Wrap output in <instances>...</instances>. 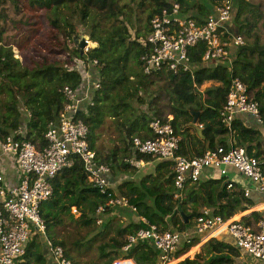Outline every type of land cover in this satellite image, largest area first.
Listing matches in <instances>:
<instances>
[{
  "label": "trees",
  "instance_id": "trees-1",
  "mask_svg": "<svg viewBox=\"0 0 264 264\" xmlns=\"http://www.w3.org/2000/svg\"><path fill=\"white\" fill-rule=\"evenodd\" d=\"M220 1L0 0V143L13 136L30 140L43 151L48 146L49 126L67 101L63 89L69 86L79 90L90 70L94 81L100 83L89 90L90 99L84 102L78 117L89 128V141L98 160L111 167L110 179L117 182V195L128 200L134 217L125 222L117 212L124 205H110L108 193L94 187L83 163L75 159L52 181L53 195L41 208L48 237L64 248L73 264H113L118 258H131L136 264H159L160 251L151 240H139L129 250H123L128 236L146 226L141 217L161 230L184 231L196 216L209 213L230 218L264 198L260 194L245 196L237 182L228 188L227 178L221 175L188 182L179 189L173 162L167 160L158 161L152 172L141 177L137 174L136 162L155 158L135 150L134 139H154L151 121L155 118L172 120L180 136L179 154L202 156L233 138L250 155L264 158V0H233L235 16L231 26L243 37L244 44L231 46L232 64L205 62L207 45L200 42L189 52L191 70L174 72L165 67L150 74L144 71L142 57L149 51L146 39L155 15L179 4L183 16L203 23ZM24 4L34 17H45L50 37L56 41L51 50L66 51L72 59L83 61L84 69L69 67L61 55L53 60L46 56L41 60L30 58L31 65L15 57V40L22 48L29 33L35 35L39 28ZM10 11L20 18H10ZM86 35L94 43L87 51L81 47ZM225 39L230 35L226 34ZM233 77L242 80L250 98L259 104L263 129L247 126L240 114L231 129L222 122L220 112ZM195 121L201 133L193 125ZM106 127L114 129L117 138L113 148L103 154L99 141ZM134 174L137 175L132 179ZM120 178L123 179L119 181ZM100 206L105 210L98 224ZM263 216L264 211H254L242 220L253 224ZM38 236L16 264H47ZM197 243L182 244L176 257ZM242 253L229 241L212 238L195 259L187 257L177 264H235L240 257L244 261L238 264H264L254 261V257L248 261ZM199 258H205V262H199Z\"/></svg>",
  "mask_w": 264,
  "mask_h": 264
},
{
  "label": "built area",
  "instance_id": "built-area-1",
  "mask_svg": "<svg viewBox=\"0 0 264 264\" xmlns=\"http://www.w3.org/2000/svg\"><path fill=\"white\" fill-rule=\"evenodd\" d=\"M234 14L233 0H222L216 4L203 23L183 16L179 4L165 8L151 19L150 33L146 39L149 51L142 57L145 73L150 74L165 67L174 72L181 68L191 70L189 52L200 42L207 45L203 56L205 62L228 61L232 64L231 46L244 44L243 37L233 35L229 28ZM226 34L230 35V39H225ZM83 83L79 90L69 86L63 89L67 101L58 118L49 126L46 133L48 146L43 151H39L30 140H18L13 136L0 143L1 152L13 155L21 172L20 183L10 188L5 184L0 166V264H16L27 254L31 240L38 235L46 240L57 264H73L66 257L64 248L48 237L41 208L53 195L52 181L63 169L72 166L77 158L83 163L94 187L111 197L110 205H128L126 198L117 195V182L110 179L112 169L98 160L89 141V128L78 117L84 101L90 99L89 90L93 86H100L99 81L85 77ZM81 92L85 93L84 97L80 95ZM239 114H251L261 122L259 104L250 98L242 80L233 77L220 116L231 129ZM151 127L155 138L142 140L136 137L134 148L158 160L173 162L177 188L183 189L188 182L200 181L207 168H213L226 177L228 188H232L234 182L229 178L231 167L251 182V185L243 188L245 196L264 195V158L250 155L244 146L236 145L233 138L229 139L227 145L209 149L202 156L189 157L179 154L180 136L172 120L155 118L151 121ZM130 208L137 211L135 206ZM263 209L264 198L230 218L206 213L194 217L190 228L184 231L161 230L146 217H141L146 226L128 236L123 250H129L139 240L148 239L160 251L159 264H177L184 260L181 259L184 254L175 255L182 244H190L196 239H201L202 244L216 235L228 233L236 246L264 262V216L253 224H246L242 220L245 215ZM104 210V206H100L98 215H102ZM73 211L76 213L77 209L73 208ZM97 223H102L101 216ZM113 264L136 263L131 258H118Z\"/></svg>",
  "mask_w": 264,
  "mask_h": 264
},
{
  "label": "rangeland",
  "instance_id": "rangeland-1",
  "mask_svg": "<svg viewBox=\"0 0 264 264\" xmlns=\"http://www.w3.org/2000/svg\"><path fill=\"white\" fill-rule=\"evenodd\" d=\"M24 9L27 11L26 13L31 16V18L33 17V21L38 23V32L33 35L31 33H29V38L27 40H25L22 44V48L19 47L18 41L16 42L15 40V46H14V52H15V57L20 58V60L24 63V64H30V58H34L36 60H41V58L43 56H46L49 60H53L55 59L57 56H60L62 58L65 59L67 65L69 67H76V68H82L84 65L83 61L77 60V59H72L70 57V55L66 52V51H57L56 49H54L55 51H52L51 48V44L55 43V39L50 37V27L45 19L44 16H40L37 15L34 17V15L29 12L28 7L26 4H24ZM235 16V14H234ZM9 17L10 18H14V19H19V16H16L12 13V11L9 12ZM0 24H3L2 21H0ZM7 24H11L10 21H8ZM232 34L235 35L236 31L235 28H233L232 26L229 27ZM82 39L86 40L88 43L85 46V50L87 51V48H91L92 46H94V43L89 40V36H85ZM20 40V39H19ZM49 41L51 43H49ZM82 41V40H81ZM72 46V43H69ZM31 65V64H30ZM85 78H92L90 72H86L85 73ZM208 86V84H206L205 86L201 87V90H204L205 87ZM117 138V134L115 132L114 129H109L108 127H106L101 135L99 144L102 148V153L106 154L111 148H113L114 143L116 141ZM149 172L152 171V167H148L146 166L143 171L140 172L139 176L141 177L145 172ZM217 174L219 175L220 173L217 172ZM137 174H134V176H136ZM119 211V213L121 214V216L123 217V219L125 220V222H130L132 221L133 217H134V213H132L128 207V205H124V207L120 208L119 210H117V212ZM79 214L76 212V217H78ZM201 239H196L195 242H198L195 246H193L188 252H186L183 256H181V259H185L187 257L189 258H196L198 251L200 249L199 244H201ZM83 257V256H82ZM251 258H253L252 256H250ZM84 258V257H83ZM254 259V258H253ZM236 263L238 264L237 261L241 262L244 261L243 258L241 259H236L235 260ZM250 261V259L248 260ZM256 261V259L254 260ZM259 261V260H257Z\"/></svg>",
  "mask_w": 264,
  "mask_h": 264
},
{
  "label": "crops",
  "instance_id": "crops-1",
  "mask_svg": "<svg viewBox=\"0 0 264 264\" xmlns=\"http://www.w3.org/2000/svg\"><path fill=\"white\" fill-rule=\"evenodd\" d=\"M90 71L92 72V70H90ZM91 80L93 81L94 79L92 78ZM80 95L82 97H84L85 93L81 92ZM240 116H241V119L243 120V122L247 126L252 127V128H257V129H263L261 123L258 120H256V118L253 115H251V114H240ZM263 147H264V141H263ZM132 161L134 163V159H131V162ZM158 161H160V160L155 158V160L151 161V162H146V161H143V160H141L139 162H136V165L139 167V170L137 172L143 171V169L146 166L152 167V171H153L155 169L156 165L158 164ZM0 166H1V170H2L3 176H4L5 184L8 187H10V188L11 187H15L16 185H18L20 183V181H21V172L19 170L18 163H17V161H16V159H15V157L13 155H11V154H3L1 152V145H0ZM229 169H230L229 170V178H231V180H233V182H237L241 186V188H244L246 186L248 187L249 185H251V182L246 177H244L243 175L238 173L234 168L230 167ZM152 171H149V172H152ZM149 172L146 171L144 174H147ZM217 172L218 171L213 169V168H207L204 171V174H203L202 178L204 180H206L209 176H212V177L220 176V174L218 175ZM137 174L139 176L140 173H137ZM130 177L133 179L134 175H132ZM260 195H262L264 197L263 194H260ZM212 238H218V239H221V240L229 241L230 243L235 245L234 239L228 233H221V234L216 235V236H214ZM38 239L40 240V243H41V246H42V250H43V254H44L45 258H46L47 264H57L56 261L54 260L53 256H52L51 252L49 251V248L47 246L46 240L43 237H40V236H38ZM207 241H204V243L199 244V247L200 246L201 247H200L198 253H200L202 251V246ZM180 248L181 247H179L178 250ZM177 251H176V253H177ZM242 256L246 257V260H249L251 255H249L248 253L243 251ZM192 259H195V258H192ZM238 259H241V257L238 258ZM198 261L203 263V262H205V258H199Z\"/></svg>",
  "mask_w": 264,
  "mask_h": 264
},
{
  "label": "water",
  "instance_id": "water-1",
  "mask_svg": "<svg viewBox=\"0 0 264 264\" xmlns=\"http://www.w3.org/2000/svg\"><path fill=\"white\" fill-rule=\"evenodd\" d=\"M87 43H88V42H87L86 40L82 39V41H81V47H82V48H85V46H86ZM193 125H194L196 128L198 127L197 124H196V121L193 123ZM197 130H198L199 133L202 132V131H201V130H202L201 128H197ZM184 217L186 218V223H188V222H189V218H188V216L184 214Z\"/></svg>",
  "mask_w": 264,
  "mask_h": 264
}]
</instances>
